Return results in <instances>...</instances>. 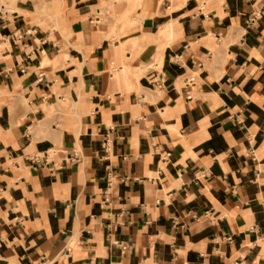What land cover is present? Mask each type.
I'll return each mask as SVG.
<instances>
[{
  "label": "crops",
  "instance_id": "crops-1",
  "mask_svg": "<svg viewBox=\"0 0 264 264\" xmlns=\"http://www.w3.org/2000/svg\"><path fill=\"white\" fill-rule=\"evenodd\" d=\"M0 264H264V0H0Z\"/></svg>",
  "mask_w": 264,
  "mask_h": 264
}]
</instances>
